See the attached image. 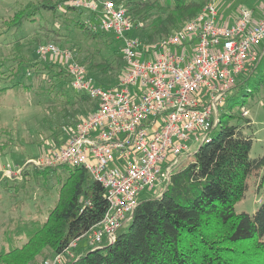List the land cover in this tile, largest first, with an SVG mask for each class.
Instances as JSON below:
<instances>
[{
  "label": "trees",
  "instance_id": "1",
  "mask_svg": "<svg viewBox=\"0 0 264 264\" xmlns=\"http://www.w3.org/2000/svg\"><path fill=\"white\" fill-rule=\"evenodd\" d=\"M114 1L123 3L132 20L143 22V27L132 34L151 43L169 36L196 16L209 0ZM43 11L59 17L63 25L71 26L84 38L105 43L106 52L93 46L87 52L89 57L81 61L76 59L78 48L73 54L98 84H117L124 72L121 45L111 33L96 29L97 14L73 7L69 0H39L31 11L16 12L6 28L17 31L24 21L34 23L43 19L39 32L43 33L44 40L36 36L34 41L37 44L50 40L62 43L63 33L44 19ZM113 44L115 47H111ZM261 51L262 56L253 71L239 75L225 101L238 95H253L264 86V42ZM13 53L14 62L8 68H12V73L8 74L13 75L12 81L0 85V100L12 89L30 91L41 97L43 103L59 104L60 118L68 119L58 122L60 132L54 129L49 141L48 137H43L45 140L38 141L40 144L27 156H34L35 149L36 153H46L64 144L76 124L87 115L73 112L74 106L93 101L85 92L71 86L65 60L26 56L17 48ZM3 64L2 61L0 68L5 66ZM2 73L0 71V75ZM27 74L32 78L29 83L24 81ZM244 103L243 99L241 105ZM250 126L251 120L241 113L233 114L231 105L222 107L220 123L209 140L172 173L165 190L160 195L141 196L130 220L118 229L115 239L97 246L80 241L84 240L83 234L101 220L107 208L101 184L80 165L62 163L30 169L25 165L22 169L25 180L33 174L44 178L51 171L56 174L57 199L44 221L27 218L14 223L6 235L7 248L0 249V264H40L53 253L63 252L77 238L80 243L72 248L73 257H67L64 264H264V196L252 214L234 210L235 203L248 189L250 176H257V188L264 183V153L250 156L252 134L245 131ZM5 135L7 137L0 139V154L13 157V151L6 153L3 149L15 144L9 134Z\"/></svg>",
  "mask_w": 264,
  "mask_h": 264
},
{
  "label": "built area",
  "instance_id": "2",
  "mask_svg": "<svg viewBox=\"0 0 264 264\" xmlns=\"http://www.w3.org/2000/svg\"><path fill=\"white\" fill-rule=\"evenodd\" d=\"M69 4L97 14L96 29L119 40L124 72L117 84L102 86L69 49L40 44L37 55L65 60L71 86L85 92L94 109L64 144L29 159L11 174L21 178L25 165L83 167L104 188L107 201L101 220L83 234L90 246H97L113 241L143 193L158 189L160 195L172 173L209 140L239 75L252 70L261 57L264 12L255 18L251 8L240 7L226 22L212 0L169 36L145 43L132 34L143 22L132 20L123 3L69 0ZM247 114L242 109L241 115ZM191 143L198 144L194 152ZM78 241L40 264H64L73 257Z\"/></svg>",
  "mask_w": 264,
  "mask_h": 264
},
{
  "label": "rangeland",
  "instance_id": "3",
  "mask_svg": "<svg viewBox=\"0 0 264 264\" xmlns=\"http://www.w3.org/2000/svg\"><path fill=\"white\" fill-rule=\"evenodd\" d=\"M211 1L209 0L205 5L211 3ZM255 2L256 0H214L219 16L221 18L224 16V19L237 8H250ZM38 3L39 0H0V63L3 61V65H5L0 68V71L3 72L0 75V85L9 84L10 80L12 81L13 75L8 76V74L12 73V68L9 70L8 68L14 62L12 55L16 48L26 56H36V49L40 44L53 43L69 50L73 44V51L70 50L72 56L75 60L73 52L78 48L79 52L76 55V59L80 61L85 57H89L87 52L88 50L90 52L93 46L97 45L103 51H107L105 43L98 44L84 38L80 32L72 30L71 26L63 25L59 17L52 16L51 13L46 11H43V17L53 27H59L60 32L64 35L62 43L52 40L43 41L44 35L39 32L43 19H38L34 23L24 21L21 28L17 31L6 28V23L16 12L21 11V9L24 12L25 10L31 11ZM36 36L41 37L43 42L37 44L34 41V37ZM19 38L22 39L21 42L15 43ZM111 47H115V45L113 44ZM13 69L15 68L13 67ZM24 81L25 83H29L32 81V78L27 74ZM243 99L245 103L241 105ZM93 104L94 102L83 106H74L73 112L79 111L80 115L88 114L92 111ZM225 105L232 106L233 114H240L242 109L248 110L247 117L251 120V126L246 127L245 131L252 134L250 156L256 157L262 155L264 153V86L259 91H254L253 95L235 96L233 100L225 101V104L221 105V107ZM60 109L59 104L43 103L41 97L39 98L32 92L21 89L7 91L0 100V139L7 137L6 133L11 137V141L15 143L11 147L3 148L6 153L10 150L13 151V157L10 155L4 157V155L0 154V249L3 246L7 248L5 242L7 240L6 235L9 234L16 221L27 218L44 221L48 211L56 202L58 183L56 174L53 171L48 174L47 178L42 176L37 177L33 174L34 176H29L26 180L23 176L21 178H14L11 173L17 167L26 164L29 159L43 154L36 153L37 149H35L33 150L34 156H27L28 152H31L35 146L40 144L39 142L42 141L43 137H48L49 141L50 132L54 131V129H57V133L60 132V127L57 126L58 122L68 120L67 118H60ZM226 112L228 113L229 110ZM59 136L61 137V135ZM190 147L192 152H194L198 144L191 143ZM24 157L27 159L19 162ZM15 160L17 161L16 163H14ZM26 168L30 169L31 166H26ZM3 178H7L8 180L5 181L6 179ZM258 182L257 176L252 175L249 177V186L244 197L234 205L236 212L252 214L260 205V200L264 196V183L261 187L257 188ZM156 195H158V189L143 193L142 196ZM80 242L81 244L89 245V242L85 239Z\"/></svg>",
  "mask_w": 264,
  "mask_h": 264
},
{
  "label": "crops",
  "instance_id": "4",
  "mask_svg": "<svg viewBox=\"0 0 264 264\" xmlns=\"http://www.w3.org/2000/svg\"><path fill=\"white\" fill-rule=\"evenodd\" d=\"M250 8L253 10V15L255 18L260 17L264 12V0H256L254 5L251 6ZM237 11L238 8L235 11H233L231 14H228L226 19H224L225 17L222 16V19L226 22L232 21L235 18Z\"/></svg>",
  "mask_w": 264,
  "mask_h": 264
}]
</instances>
